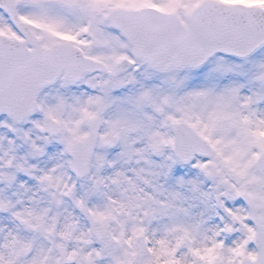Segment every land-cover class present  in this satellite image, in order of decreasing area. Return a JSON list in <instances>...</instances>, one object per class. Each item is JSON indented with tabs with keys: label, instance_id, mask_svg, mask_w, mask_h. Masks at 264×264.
I'll list each match as a JSON object with an SVG mask.
<instances>
[{
	"label": "snow or ice",
	"instance_id": "obj_1",
	"mask_svg": "<svg viewBox=\"0 0 264 264\" xmlns=\"http://www.w3.org/2000/svg\"><path fill=\"white\" fill-rule=\"evenodd\" d=\"M0 264H264V0H0Z\"/></svg>",
	"mask_w": 264,
	"mask_h": 264
}]
</instances>
